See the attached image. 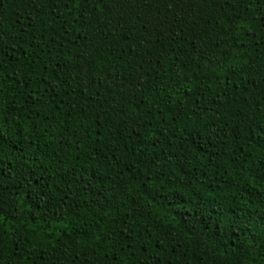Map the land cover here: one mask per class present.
<instances>
[{
    "label": "trees",
    "instance_id": "16d2710c",
    "mask_svg": "<svg viewBox=\"0 0 264 264\" xmlns=\"http://www.w3.org/2000/svg\"><path fill=\"white\" fill-rule=\"evenodd\" d=\"M0 264H264V0H0Z\"/></svg>",
    "mask_w": 264,
    "mask_h": 264
}]
</instances>
